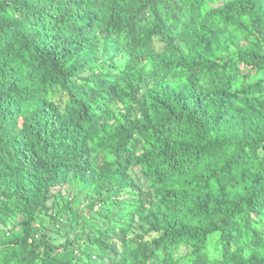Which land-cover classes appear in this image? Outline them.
Instances as JSON below:
<instances>
[{
	"label": "trees",
	"instance_id": "16d2710c",
	"mask_svg": "<svg viewBox=\"0 0 264 264\" xmlns=\"http://www.w3.org/2000/svg\"><path fill=\"white\" fill-rule=\"evenodd\" d=\"M0 196V264H264V0H0Z\"/></svg>",
	"mask_w": 264,
	"mask_h": 264
},
{
	"label": "rangeland",
	"instance_id": "374dc122",
	"mask_svg": "<svg viewBox=\"0 0 264 264\" xmlns=\"http://www.w3.org/2000/svg\"><path fill=\"white\" fill-rule=\"evenodd\" d=\"M80 189V186L78 184H76L75 182L71 184V189H68V192L66 193V196L68 195L69 197L73 196L74 194H76ZM90 201V200H89ZM96 210V209H95ZM140 223L135 220V222L130 226L129 230H128V236L129 238H133L134 236H136L137 234H140V229H139ZM262 227L264 229V221L262 223Z\"/></svg>",
	"mask_w": 264,
	"mask_h": 264
},
{
	"label": "clouds",
	"instance_id": "9594fccd",
	"mask_svg": "<svg viewBox=\"0 0 264 264\" xmlns=\"http://www.w3.org/2000/svg\"><path fill=\"white\" fill-rule=\"evenodd\" d=\"M10 190H11V189H10ZM0 199H3V197L0 196ZM10 206H11V204H10ZM13 211H15V210H13ZM20 235H22V233H20L19 231H17L16 233L13 234V237L18 238ZM8 239H9L8 237H5V238L3 239V243L5 244V246H7V240H8ZM14 251H16V254H17V255L25 254V253H23V249H15ZM108 256H112L113 259L116 258V257L110 252V253L106 254L105 259H104L103 261L98 262V264H110V261H109L108 258H107ZM29 259H30V258H29Z\"/></svg>",
	"mask_w": 264,
	"mask_h": 264
}]
</instances>
